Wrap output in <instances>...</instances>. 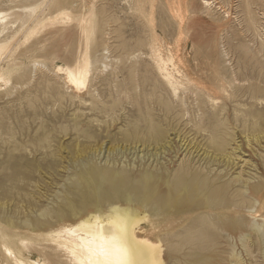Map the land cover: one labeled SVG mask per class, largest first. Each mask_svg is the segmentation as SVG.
I'll use <instances>...</instances> for the list:
<instances>
[{"label":"rangeland","instance_id":"374dc122","mask_svg":"<svg viewBox=\"0 0 264 264\" xmlns=\"http://www.w3.org/2000/svg\"><path fill=\"white\" fill-rule=\"evenodd\" d=\"M205 1L212 3L210 9ZM15 4L21 5V0ZM66 4L74 17L92 6L97 12L88 90L79 96L64 76L56 74L59 65H75L85 49L76 21L48 23L28 42L22 41L14 55L12 84L0 88V224L20 238L32 239L27 256L66 263L46 240L47 233L63 223H75V217L96 207L106 209L111 200L137 207L143 200L170 204L180 195L183 200L196 197L246 206L243 202L249 201L242 199L239 186L228 189L221 178L227 173V179L235 178L240 171L244 179L254 177L258 174L253 165L260 168L256 182L264 199V45L251 24V19L262 23V0L250 5L245 0ZM11 9L10 0H0V11L15 10ZM57 13L52 7L46 14ZM156 49L164 56L171 51L193 79L181 96L184 103L172 96L158 75ZM35 63L46 67H34ZM222 79L229 99L218 91ZM206 97L217 99L216 106ZM222 108L226 111L216 114ZM176 130L193 142L187 150ZM248 140L253 142L250 146ZM196 144L208 146L209 156L198 157ZM237 145L243 146V155L234 151ZM232 152L239 156L235 166L225 160ZM13 162L15 168H10ZM183 184L193 190L183 191ZM239 210L241 214L223 220L221 235L209 228V221L200 222L208 232L197 239L200 246L195 252L180 246L189 242L185 235L163 237L168 248L165 264H264V239L251 230L254 222L245 207ZM229 221L244 224L237 231L227 227Z\"/></svg>","mask_w":264,"mask_h":264},{"label":"bare ground","instance_id":"6f19581e","mask_svg":"<svg viewBox=\"0 0 264 264\" xmlns=\"http://www.w3.org/2000/svg\"><path fill=\"white\" fill-rule=\"evenodd\" d=\"M227 1L228 0H225V3H227ZM245 1L248 5H250L255 0ZM262 1L264 2V0ZM11 2L12 9H15L14 11H0V88L2 86L8 87L12 84L15 67L17 66V64L13 63L15 62L14 55L19 49V45H23L22 41L23 43L28 42L31 38H33L41 30H43L48 23L55 24L60 21L62 23H72L73 21H76L81 31V37L83 40H85V49L83 52H81V56L80 58H78L75 65H59L56 67V74L64 76L66 84L79 96L86 92L88 90L89 77L93 67L92 57L90 54V43L94 39L97 30V12L95 8L92 6L88 8V10L81 11L79 16L74 17L71 12H68V10L64 8L65 5L67 6L66 3L69 2V0H21L22 4L18 6L15 4L17 0H10V3ZM204 4L206 5V7H209V9L212 7V3H209L207 1H205ZM52 7L57 8L59 13H57L54 17H49L46 13L50 12V9ZM229 14L230 13L228 12L227 17H229ZM259 18L260 21H262L261 24H259L258 20L255 19H251V24L252 28L257 31L264 45V12L259 15ZM20 35H22L21 40L18 38ZM153 61L158 75L162 79L164 85L171 92L172 96L174 98H179L180 102L184 103L183 99H181V96L188 90L187 85L193 84V79L189 76V73L185 69H183V63L179 61L171 51H169L167 55L164 56L160 49L154 50ZM10 62H12V64H10ZM50 65L52 66V64ZM40 66L46 67L43 63L34 64V67L38 68ZM217 88L220 93L224 94L225 98H230L231 95L229 89L227 88V83L224 82L223 79L222 81H220ZM206 99L212 107L216 106L217 99H213L210 97H206ZM199 111L202 110L199 109ZM225 111L226 108H222L217 111L216 114L224 113ZM198 126L202 127L200 123L198 124ZM200 127H197V129H200ZM204 132L206 131L203 130L202 133ZM177 135L181 139L180 141L182 148L185 147V150H187L193 143H191V139H188L190 137L183 136L182 133L179 134L178 132ZM247 139L248 138L246 137V140ZM168 142L161 149H165L167 145H169ZM250 143L253 142H250L248 140V146H250ZM206 147L204 145L201 146L200 144L197 145L195 151L198 152V157L200 156V158L202 157L204 159L209 156L210 149H207ZM242 147V145H237L234 151L238 150V154H242V151L244 150ZM233 152L230 154L228 153L225 156V160H227V163H229V165L235 166V161L239 159V156L236 154L234 155ZM240 159H242V157ZM14 163L16 162H13V167H11L10 165V168H15ZM17 167L19 166L17 165ZM253 167V171H255L256 174L259 175L260 168L255 165H253ZM86 174L89 173L86 172ZM95 175L98 178V175L94 173L93 176ZM120 175L121 174H119V176ZM228 175L229 174L227 173L224 177L221 178L223 179L222 182L228 189L234 188L236 187V185H238L240 188L239 192L241 193L242 199L244 201H249L243 202L246 203V206H242L241 204L235 202V204L230 203L231 205L215 204L214 201H206L196 197H188L183 200L179 198L180 195L175 196L178 197V199L175 198L176 200H174L170 204L165 201H140V199L138 198L140 202L137 203V207L121 206L111 200L112 202L109 203L106 209H100L96 207L82 216L78 214L79 216L77 218L75 217L77 215H74L75 219H77L75 223H63L56 230H51L49 233H47L46 240L50 241L55 246L54 248H52L53 250H55V252L61 253L62 256L66 258L67 262L64 264H165V254L168 248L163 243V237H168L172 234H177L179 236L185 235L189 237V239H187L189 242H185L186 240L182 241V244L180 243V246L188 248L189 252H195L200 246V244L197 243V239L208 232V229L203 228L201 227V225H199L200 222L209 221V228L211 227L218 229V232L221 235V232L224 229H220L221 224L225 223L223 222V220L228 219L232 214H241L239 210L241 207H245L246 212L254 222L252 224L251 230L259 234V239H264V231L262 230L264 229V213L261 211V209L264 208V204L260 202L264 201V199L261 197L260 182H256V180H259L261 176L256 175L253 177L249 175L247 179H244V177L242 176V171H240V173L235 178L227 179ZM89 177L90 176H88V178ZM110 177H112V175ZM116 177H118V175H116ZM92 178L94 179V177ZM167 183H169V181H167ZM186 184H183L180 189H182L183 191L185 190L191 192L193 190V187L187 186ZM157 187L158 186L154 187L155 190ZM129 190L131 189L128 188V191ZM181 192L178 194H182ZM88 193H90V191ZM164 193L166 192L164 191ZM86 194L87 192L85 193V195ZM162 194L163 193H161V195ZM85 195H83V197H85ZM87 196L89 197L88 194ZM158 196H160L159 193L158 195H156V197ZM88 197L87 199L89 200ZM151 198H153V195ZM124 199L126 198L124 197ZM86 200L84 199L83 202ZM88 202L89 203L87 204L90 205V200ZM97 202L98 198L96 200V203ZM78 209L79 212L82 213L80 210H82L83 208L80 209L79 206ZM69 211L71 212V210ZM75 213L77 214V212ZM68 215H70V213ZM71 216L73 215L71 214ZM258 221L260 223H258ZM243 224L244 223H242L241 221H238L237 223H235L234 221H229L227 227H229L230 229L235 228L234 230L240 231ZM10 226L11 225H9L8 227ZM197 229L199 230L197 231ZM33 245L34 242L32 241V239L28 240L25 238H20L19 234L16 231L7 229L0 224V264H51L48 260H45L42 257L33 258L26 255V253L30 250L29 247H32Z\"/></svg>","mask_w":264,"mask_h":264}]
</instances>
